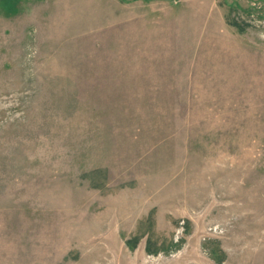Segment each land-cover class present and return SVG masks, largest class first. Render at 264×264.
I'll return each mask as SVG.
<instances>
[{
  "label": "rangeland",
  "instance_id": "obj_1",
  "mask_svg": "<svg viewBox=\"0 0 264 264\" xmlns=\"http://www.w3.org/2000/svg\"><path fill=\"white\" fill-rule=\"evenodd\" d=\"M0 264H264V0H0Z\"/></svg>",
  "mask_w": 264,
  "mask_h": 264
}]
</instances>
